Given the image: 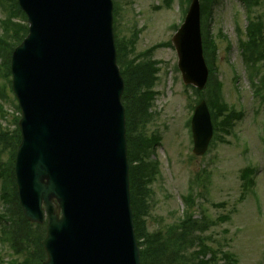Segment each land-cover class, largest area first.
Wrapping results in <instances>:
<instances>
[{"label": "water", "instance_id": "water-1", "mask_svg": "<svg viewBox=\"0 0 264 264\" xmlns=\"http://www.w3.org/2000/svg\"><path fill=\"white\" fill-rule=\"evenodd\" d=\"M29 35L12 56L22 143L20 204L47 225L44 264H141L127 161L124 80L117 65L112 0H18ZM186 85L208 80L200 2L172 40ZM194 153L213 137L203 102L193 118Z\"/></svg>", "mask_w": 264, "mask_h": 264}, {"label": "rangeland", "instance_id": "rangeland-1", "mask_svg": "<svg viewBox=\"0 0 264 264\" xmlns=\"http://www.w3.org/2000/svg\"><path fill=\"white\" fill-rule=\"evenodd\" d=\"M113 1L118 10V38L134 42V48L127 46L131 59H139L154 46L168 43L184 18L180 0H174L170 8L166 7L165 0ZM253 15L264 19V0ZM4 18L9 17L1 6L0 26ZM249 19L241 0H218L214 8L211 30L218 47L215 78L223 84L228 106L243 116L236 122L233 133L217 138L202 158L193 154L189 126L200 97L183 85L175 49L160 48L152 56L141 57L158 61L159 70L152 117L145 127L147 136L160 139L152 157L159 163V173L150 188L148 230L156 232L180 222L185 211L183 198L192 194L196 201L195 217L202 220L206 215L211 222L205 234L208 245L219 258L231 254L232 264H264V97L255 95L238 45L237 29L241 28L245 37ZM4 33L0 28V35ZM261 69L258 81L264 82V62ZM0 102L5 108V119L0 117V122L11 134L16 131L21 116L17 101L8 92L7 100L0 98ZM10 153L1 154V161L8 162ZM246 169L256 171L254 188L249 192H245L243 179ZM1 196L2 182L0 214L8 208ZM1 225L0 222V235ZM25 259L26 255H13L10 246L0 241V264H11L13 260L26 264ZM219 264L226 262L221 259Z\"/></svg>", "mask_w": 264, "mask_h": 264}, {"label": "trees", "instance_id": "trees-1", "mask_svg": "<svg viewBox=\"0 0 264 264\" xmlns=\"http://www.w3.org/2000/svg\"><path fill=\"white\" fill-rule=\"evenodd\" d=\"M203 23L210 21L218 0H200ZM251 13L260 0H243ZM192 0H180L181 6H189ZM2 8L7 17L2 20L0 28L5 31L0 35V96L7 97L10 85V61L14 49L19 46L28 34L26 17L21 11L17 0H3ZM173 0H165L167 8ZM15 18V20H13ZM15 21V22H14ZM17 21V22H16ZM205 57L210 69L207 102L211 110L215 130L230 135L235 122L242 118L240 113L230 108L223 95V84L215 78V63L217 60L216 42L210 34V27L205 28ZM242 34V32L240 31ZM247 41L239 40L244 55V62L249 69V77L257 95L264 91L263 82L256 84L261 73V62L264 61V30L261 22L251 23L247 29ZM134 48V42L127 43L117 36L118 61L125 80L123 104L127 117L128 158L130 163L131 204L134 215L135 233L141 249V264H219L222 259L226 264L234 260L231 254L218 253L212 249L205 238L211 222L204 215L202 220L195 217V198L191 194L183 198L185 202L184 215L181 221L167 229L150 232L146 217L150 209L151 185L158 175V165L150 160L157 140L148 138L145 127L151 121L149 110L153 105L155 85L158 73L157 63L148 57L138 62V58L129 57L128 47ZM167 46V45H166ZM164 47V46H160ZM157 47L150 51V55ZM133 49L131 50V54ZM237 78V77H236ZM6 80V83H3ZM263 85V86H262ZM0 111L3 113L2 107ZM9 136L0 130V145L6 148L21 142L19 131ZM254 170L243 174L245 190L254 186ZM3 180L2 198L9 205L2 216L7 226L3 229L1 241L8 243L15 254L26 253L27 262L40 264L45 259L41 241L45 230L35 229L23 216L16 191L13 165L0 168V181ZM16 263V262H15ZM17 264V263H16Z\"/></svg>", "mask_w": 264, "mask_h": 264}]
</instances>
